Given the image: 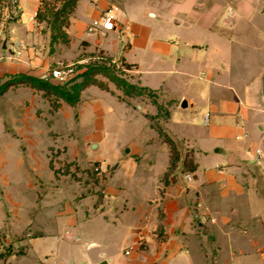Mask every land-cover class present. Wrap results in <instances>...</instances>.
<instances>
[{"label":"crops","instance_id":"1","mask_svg":"<svg viewBox=\"0 0 264 264\" xmlns=\"http://www.w3.org/2000/svg\"><path fill=\"white\" fill-rule=\"evenodd\" d=\"M42 2L0 0V79L54 82L48 73L59 62L122 60L128 80L168 109L158 122L178 161L163 178L171 153L147 116L155 105L121 99L111 82L109 90L87 86L75 105L59 101L53 112L41 91L9 88L0 96V264H264V177L252 162L253 149L264 150V27H253L263 42L243 44L235 67L198 57L208 44L163 41L167 26L156 23L234 27L264 15V0H177L166 13L146 1L141 18L155 23L134 20L125 0H77L68 44L52 45L36 18ZM113 6V29L87 31ZM15 42L26 45L19 55ZM192 66L207 69V89L189 80ZM194 108L208 113L207 125L184 114ZM51 148L67 172L52 167ZM139 233L146 244L124 254Z\"/></svg>","mask_w":264,"mask_h":264},{"label":"trees","instance_id":"2","mask_svg":"<svg viewBox=\"0 0 264 264\" xmlns=\"http://www.w3.org/2000/svg\"><path fill=\"white\" fill-rule=\"evenodd\" d=\"M77 0H43L39 7L36 18L44 20L51 31V45L54 42L68 44L69 38L65 31L68 24V17L76 5ZM123 68L129 69L130 64L119 60ZM114 64H111V58L98 54V59L89 61L86 64L77 65L81 71L77 72L69 81L63 84L50 81L48 78H40L25 73L7 75L0 82V96L9 88L19 85L28 86L35 90L41 91L46 97L50 106L57 108L59 101L69 105H75L80 100V94L83 89L89 85H96L102 89L109 90L108 84L99 76L105 77L120 92L119 97L127 102L135 97H148L151 103L156 107V114H147L151 120V125L156 129L160 138L170 147V164L165 172L166 177L178 161V151L174 142L163 131L159 125V119L166 118L169 114L168 109L156 100L155 93L147 87L131 83L126 77L118 75L114 70Z\"/></svg>","mask_w":264,"mask_h":264},{"label":"rangeland","instance_id":"3","mask_svg":"<svg viewBox=\"0 0 264 264\" xmlns=\"http://www.w3.org/2000/svg\"><path fill=\"white\" fill-rule=\"evenodd\" d=\"M150 2L152 4L158 5L160 12H168L172 5V9L175 8V2L177 0H125V6L127 10H130L133 12L132 18L139 19L142 21H145L147 23L153 21L155 23L156 20L153 19H143L141 18V14L139 13L140 7L145 2ZM179 1V0H178ZM181 1V0H180ZM226 1V0H223ZM229 2L227 1L224 6L227 7ZM252 22V23H251ZM251 22L247 19H241L236 26L234 27H221L218 25H210L207 27H200L197 25H191V26H175L172 22H162L157 21L156 23L166 25L167 27H164V30H161V37L163 41L170 39L174 43H180L182 41L191 40L195 43H202V44H208V46H205L200 50L198 49L197 55L201 59H209L213 62L214 66L220 60H231L233 61V66H237V64L240 62V57L243 54V52L246 51V47L243 46V44L251 43V44H259L263 42L260 38L257 37L256 31L253 28L254 26H259L260 28L264 27V15H255L254 18L251 19ZM152 23V22H151ZM2 42V36L0 35V43ZM254 42V43H253ZM86 53H81L79 56H83ZM194 54V52H193ZM85 62L84 64L88 63L89 61L97 60L98 58L88 57L85 56ZM111 64H114V70L118 75L124 76L127 79L130 80L129 73L120 63H115L111 61ZM190 71L191 75L189 80L198 88L205 87L207 89L210 85L207 81L201 80L200 76L203 74H207V69L205 67H193ZM103 81H105L107 84L110 83L105 77L99 76ZM2 80V79H0ZM221 81H225V77H220ZM132 100L135 102H141L149 104L151 102V99L148 97H135ZM50 104V103H49ZM55 108L53 106H50V111L53 112ZM184 114L186 116L192 115L193 120H195L198 124H202V119L204 117L203 113L196 108H194L192 111H185ZM207 114V113H206ZM264 145V143H263ZM58 153H55L53 151V148H51V151L49 152V156H51V162L52 167L58 166L63 168V172H67V165L66 163L61 164V161H58L56 156ZM58 161V162H57ZM30 194V192H28ZM33 192H31L32 196ZM34 197V195H33ZM9 247H6L8 249ZM13 249V248H12ZM23 249L22 247H17L15 250L17 251V254L20 253V250ZM81 255V253H78ZM75 264V263H74ZM77 264V263H76Z\"/></svg>","mask_w":264,"mask_h":264},{"label":"built area","instance_id":"4","mask_svg":"<svg viewBox=\"0 0 264 264\" xmlns=\"http://www.w3.org/2000/svg\"><path fill=\"white\" fill-rule=\"evenodd\" d=\"M18 0H7V4L9 6H17ZM116 7H110L108 8L98 19H93L89 25L87 26V31L89 32H95V31H101L105 32L108 30L113 29L114 27V16L112 14V11L115 10ZM32 19V17H31ZM12 53L19 55L23 50L26 49V45L15 42L13 43L12 47ZM98 58V57H96ZM82 61H77L73 63H57L55 66L49 69L48 76L50 79H53L55 83L63 84L69 81L77 72V65L81 64ZM118 64V63H117ZM208 123V113L204 115L203 117V124L207 125ZM252 162L253 164L258 167L263 174L264 177V150L259 147H255L253 149L252 153ZM93 172L97 175V177H101V170L99 167L95 166L93 167ZM187 179L190 178V174L186 173L184 175ZM155 236H158L157 231H154L153 233ZM147 239L144 233H139L137 240L134 244L128 245L124 249V254L129 255L130 252L135 247H142L146 244Z\"/></svg>","mask_w":264,"mask_h":264},{"label":"water","instance_id":"5","mask_svg":"<svg viewBox=\"0 0 264 264\" xmlns=\"http://www.w3.org/2000/svg\"><path fill=\"white\" fill-rule=\"evenodd\" d=\"M3 47H5V45H3ZM262 84H263V94H264V75L262 77ZM138 107H140V106L138 105ZM181 107H186V101L185 100H182Z\"/></svg>","mask_w":264,"mask_h":264}]
</instances>
